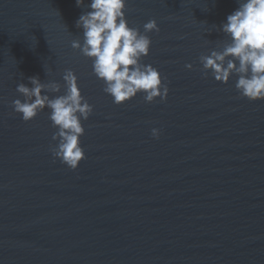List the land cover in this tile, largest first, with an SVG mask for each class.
I'll list each match as a JSON object with an SVG mask.
<instances>
[{"label":"water","instance_id":"95a60500","mask_svg":"<svg viewBox=\"0 0 264 264\" xmlns=\"http://www.w3.org/2000/svg\"><path fill=\"white\" fill-rule=\"evenodd\" d=\"M239 2L127 0L129 26L158 25L143 63L169 91L116 105L71 47L90 9L0 0V264H264V101L199 59L230 42L220 28ZM66 70L93 106L76 170L52 155L50 110L24 122L12 107L29 77L62 95Z\"/></svg>","mask_w":264,"mask_h":264},{"label":"clouds","instance_id":"9594fccd","mask_svg":"<svg viewBox=\"0 0 264 264\" xmlns=\"http://www.w3.org/2000/svg\"><path fill=\"white\" fill-rule=\"evenodd\" d=\"M76 6L90 9L76 21L82 29L83 43L73 40L71 47L92 61L95 77L104 83L103 91L113 103L122 105L137 95L145 102L166 101L168 86L160 72L143 63L150 54L151 39L147 33L159 32L155 20L143 25V32L129 26L126 19L127 0H76ZM220 30L230 38L221 50L201 55V71L210 73L216 82L227 84L235 75L236 90L249 101H264V0H240L238 8L227 16ZM192 70V65L185 66ZM31 87L18 84L16 91L23 100L15 99L12 107L24 122H30L45 109L57 129L52 140V155L71 170L86 158L80 138L84 135L82 121L88 120L93 106L83 97L78 78L72 70L63 74L64 92L57 82L43 84L38 77L28 78ZM44 93V94H42ZM51 94H56L50 97ZM159 139L160 131L152 129Z\"/></svg>","mask_w":264,"mask_h":264}]
</instances>
